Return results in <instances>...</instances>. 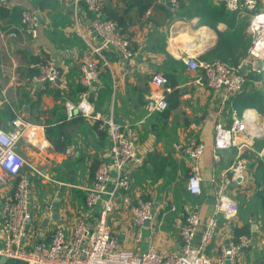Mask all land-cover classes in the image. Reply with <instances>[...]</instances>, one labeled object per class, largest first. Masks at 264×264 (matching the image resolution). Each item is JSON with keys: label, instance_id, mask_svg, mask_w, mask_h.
<instances>
[{"label": "crops", "instance_id": "obj_1", "mask_svg": "<svg viewBox=\"0 0 264 264\" xmlns=\"http://www.w3.org/2000/svg\"><path fill=\"white\" fill-rule=\"evenodd\" d=\"M224 1L178 0L179 8L172 9L158 3L159 0H99L100 17L117 21L134 51L130 60L115 51H105L103 56L108 64L97 56L101 84L89 94L97 114L113 117L135 129L145 160L144 166L131 175V190L117 197V209L108 218L113 235L125 248L135 249L137 233L131 225L130 211L124 206V197L134 202L152 201L158 206L153 241L165 255L179 250L184 206L191 204L203 222L195 242L198 245L204 225L214 211L215 184L228 172L241 148L249 160V168L245 180L231 188L240 212L231 222L220 218L219 233L208 255L216 257L221 244L233 240L241 230L251 235L253 243L238 264L264 262V114L250 106L253 92L264 90V73L263 77L258 75L254 86L246 88L244 96L226 100L224 91L209 88L201 71L190 69L185 57L193 51L178 41L185 27L197 34L201 28H208L205 32L208 39L219 41L210 51L196 56L199 62H206L203 56L215 57L213 52L221 40L219 32L231 34L234 31L229 27H234L237 32L243 31L246 56L252 45L249 18L229 13ZM24 10L34 11L39 17L36 39L24 31L15 39L10 36L19 27ZM221 10L235 16L237 22L230 26L222 20ZM94 18L86 5L74 8L59 0L0 2V129H10L11 120L19 115L32 125L38 142L27 135L17 147L27 162L24 174L32 185L34 244L45 242L53 228L69 225L84 213L85 189L92 185L98 166L110 158V140L98 123L81 117L68 121L65 113L66 101L80 100L81 61L91 47L101 46V39L89 34ZM241 52L242 49L235 51L234 57L238 58ZM47 59L61 71L66 90L60 83L33 82L35 66ZM247 66L248 76L252 68ZM256 66L262 69L264 62H257ZM157 76L164 77L166 82L156 86ZM150 97H165L169 109L150 114L146 107ZM233 111L240 116L250 114L253 121L237 138L236 147L217 152L216 126L229 127ZM200 144L205 146L201 159L202 194L193 196L187 191L189 160L185 149ZM15 185L16 179H8L0 187V211L5 201L13 197ZM242 197L247 206L243 205ZM100 208L90 217L98 214ZM1 223L0 214V226ZM148 238L141 242L142 250L148 246Z\"/></svg>", "mask_w": 264, "mask_h": 264}, {"label": "built area", "instance_id": "obj_2", "mask_svg": "<svg viewBox=\"0 0 264 264\" xmlns=\"http://www.w3.org/2000/svg\"><path fill=\"white\" fill-rule=\"evenodd\" d=\"M74 8L86 5L95 18L91 23L89 34L101 39V46L91 47L79 66V85L85 90L80 100L75 103L65 102V113L68 121L81 117L97 122L98 127L110 140L109 161L102 162L96 169L92 185L85 189L84 213L69 222L66 226L53 228L45 242L36 243L31 236L32 185L24 174L27 167L25 159L17 152L20 141L30 135L36 142V134L32 125L21 116L16 115L10 122V129H0V187L8 179H16L15 192L12 198L5 201L0 211V238L2 246L0 257H6L9 262L24 261L27 264H238L243 252L249 249L253 238L242 235L239 238L221 244L216 257L208 255V249L217 237L220 228V218L227 222L233 221L240 212V205L235 199L231 188L245 180L249 168V160L240 148L234 163L228 172L215 184V207L212 215L205 223L202 237L195 245L202 218L191 204L184 206L185 220L180 229V248L175 253L163 254L153 241V226L158 223V206L152 201L134 202L124 197V206L131 214V225L137 231L135 249L125 248L113 235L108 225V218L114 214L117 207V197L126 195L132 187V173L145 164L140 154L135 129L130 125L116 122L113 117L104 118L97 114L90 102V92L99 89L101 81V65L97 59L105 61L103 52L115 51L125 60L134 58V51L129 38L121 31L120 24L115 20L100 17L99 0H59ZM2 4L6 0H0ZM262 2V7H260ZM160 4L172 9L179 8L178 0H159ZM224 6L229 13L248 16V31L252 45L239 66H232L220 60L199 62L196 55L189 54L185 61L192 71H201L209 88L223 92L229 100L244 92L246 76L241 73L243 65H250L257 73H264L256 66L264 62V0H225ZM10 34L15 39L21 31L32 39L39 35L40 20L31 10L21 14L19 27ZM38 74L33 76L34 83L59 84L63 90L67 85L62 81L61 71L50 60L38 63ZM166 80L162 76L154 79V84L160 86ZM147 110L152 113H164L170 103L165 97H150ZM78 111V114L75 112ZM252 118L249 115L240 116L233 111L232 124L227 127L216 126L214 137L215 151H228L237 146V138L248 128ZM257 134V133H256ZM189 160V175L187 191L193 196L202 194L201 159L205 146L200 144L185 149ZM100 208L98 214L91 213ZM164 209V206H161ZM175 211L176 208L172 207ZM149 222V226L145 223ZM149 230L148 246L141 248L143 231Z\"/></svg>", "mask_w": 264, "mask_h": 264}, {"label": "trees", "instance_id": "obj_3", "mask_svg": "<svg viewBox=\"0 0 264 264\" xmlns=\"http://www.w3.org/2000/svg\"><path fill=\"white\" fill-rule=\"evenodd\" d=\"M4 11L6 12V9H4ZM220 14H221L222 20H224L228 24H231L230 26H232L233 24H235L237 22L236 17L233 15L230 16L228 13L225 12V10H221ZM229 28L233 29L234 32H232L231 34H224V33L219 32V36H220L221 40L219 42V45L217 46V48L213 52L215 54L214 59H207L206 56H203L202 59L204 61L212 62V60H214V61L220 60L222 62H225L229 65L236 66V67L241 64V61H242L243 57H245V54H246L245 50H244L245 42H244V39L242 37V36H244L242 33L243 31L240 30L239 32H237L236 29H234V27H229ZM239 49H242V52L238 58H235L234 57L235 51L237 52V50H239ZM44 61H42V62H44ZM36 74H38L37 69H36ZM258 75H261V77H263V73L257 74V72H254L252 70H251V72H249L248 76H246V84H245L244 91H246V88L251 86L252 84L254 86V83L258 80ZM261 82L263 83V81H261ZM83 91H85V90L82 88V92ZM244 93L245 92L242 93L243 96H244ZM250 104H251L250 105L251 108H255L264 114V90L254 91L253 92V99H252V102ZM242 235L251 236L247 233L242 232L241 230H238L236 232V236L234 239L239 238Z\"/></svg>", "mask_w": 264, "mask_h": 264}, {"label": "water", "instance_id": "obj_4", "mask_svg": "<svg viewBox=\"0 0 264 264\" xmlns=\"http://www.w3.org/2000/svg\"><path fill=\"white\" fill-rule=\"evenodd\" d=\"M178 41L181 46H183L184 48L191 49L193 51V54L197 56V55H203L206 52L213 49L214 47H216V44L218 43L219 39L216 38L215 41H210L205 32H201L197 34L193 32L189 27H185V29L181 31ZM200 46H202V48L198 49ZM247 70H248L247 65H243L241 67V73L244 76H247ZM75 113L78 114V111H76ZM214 204H215V201H214ZM145 224L149 226L148 221ZM8 263L9 261L6 257H0V264H8ZM14 263L15 264H27L24 261H15ZM260 264H264V262Z\"/></svg>", "mask_w": 264, "mask_h": 264}, {"label": "rangeland", "instance_id": "obj_5", "mask_svg": "<svg viewBox=\"0 0 264 264\" xmlns=\"http://www.w3.org/2000/svg\"><path fill=\"white\" fill-rule=\"evenodd\" d=\"M241 201H242L243 205H244V202L247 203L246 199L243 198V197L241 198ZM244 206H247V205H244ZM136 233H137V231H136ZM149 235H150V231H149V230H144V231H143L144 241L147 240V237H149ZM8 264H12V263L9 262ZM13 264H15V263H13Z\"/></svg>", "mask_w": 264, "mask_h": 264}, {"label": "bare ground", "instance_id": "obj_6", "mask_svg": "<svg viewBox=\"0 0 264 264\" xmlns=\"http://www.w3.org/2000/svg\"><path fill=\"white\" fill-rule=\"evenodd\" d=\"M198 32H200V33H201V32H208V28H206V27H205V28H201V30L198 31ZM249 115H250V114H249ZM254 115H255V114H254ZM252 119H253V117H252Z\"/></svg>", "mask_w": 264, "mask_h": 264}]
</instances>
